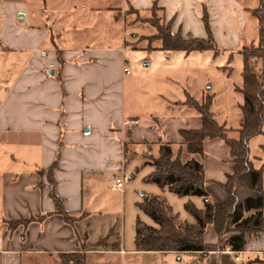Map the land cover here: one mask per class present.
I'll return each instance as SVG.
<instances>
[{
    "label": "crops",
    "instance_id": "0c3cea01",
    "mask_svg": "<svg viewBox=\"0 0 264 264\" xmlns=\"http://www.w3.org/2000/svg\"><path fill=\"white\" fill-rule=\"evenodd\" d=\"M153 1L0 0V264H58L59 253L78 252L82 243L91 245L111 228L114 235L109 239V246L96 250L89 247L85 250L86 257L99 255L105 264H142L145 254L155 255L159 261L157 264L264 262V259H256L255 254L236 261L225 245L227 238L224 237V243L219 246L210 226L203 238L204 253L137 251L134 225L136 218H140V212L147 217L140 218L142 221L156 225L134 206L132 191L127 185L120 191L111 188L114 180L110 182L106 189L108 194H104L99 202L100 208H97V203L84 200L85 171L117 169L120 168L118 162L122 160L121 175L115 179L123 175L131 178L141 164L146 166L145 176L153 170L151 165L144 164L148 157L146 154L148 149L152 155L157 153L155 143L159 138L170 143L176 154L184 148L178 130L200 126L196 110L182 102L188 95L200 102L205 98L204 92L199 96L184 88L178 83L175 70L182 74L180 81L185 85L188 71L192 73L213 63L219 68L231 67V70L222 71H236L240 76V81L234 86V91L241 95V101L237 103L240 110L243 96L237 88L242 85L243 59L238 50L246 43L258 41L259 22L253 11L261 0H158L163 7L164 23L170 22L171 30L184 36L205 34L206 37L202 22L206 11L214 40L223 50L219 57L216 56L218 58L213 57L211 51L188 54L162 51L157 48L159 42H153L155 49H149L148 40L144 37L152 35L154 29L150 34L133 30L128 41V27L135 29L143 23L151 26L138 19L144 17L143 12ZM48 8L55 10L51 23L40 18L39 10L44 12ZM230 52L233 59L227 63ZM127 58L132 60L136 70L130 68ZM138 58L148 60L147 68L140 67ZM124 65L128 66L129 73L123 71ZM164 69L165 73H159ZM156 71L160 75L153 78V84H164L166 90L161 94L162 101L154 97L153 104L161 106L166 114L141 119L134 113L125 117L117 91V110L122 114L113 118L110 109L113 82L117 87L128 74L135 73L138 76L135 78L141 79ZM213 115L219 124L229 128L226 119L220 122L215 113ZM241 120L242 115L239 125ZM129 141L134 143L128 145L124 157L123 143ZM57 154L55 191L70 215L77 219L69 224L61 215L52 213L9 230L7 220L40 218L53 211L49 184L38 170L49 167ZM181 158H194L201 162L209 197L216 204L225 201L226 195L217 183L224 182L226 173L232 172L236 166L225 144L219 139H207L202 155L183 149ZM93 179L96 178L91 179L92 186L95 185ZM144 193L141 192L142 198ZM150 193L162 194L169 200L166 201L169 205L173 204L174 197L169 195L172 192L167 188H152ZM235 194L238 201L257 195L241 183L236 185ZM115 198H119V204L111 209L109 205L113 200L116 202ZM181 200L184 214L180 219L176 214L178 220L193 223L194 218L184 205L190 202L202 209L203 198L182 196ZM172 211L174 213V208ZM112 245L117 248H112ZM183 257L186 261L177 260ZM114 258L118 263L112 260Z\"/></svg>",
    "mask_w": 264,
    "mask_h": 264
},
{
    "label": "trees",
    "instance_id": "16d2710c",
    "mask_svg": "<svg viewBox=\"0 0 264 264\" xmlns=\"http://www.w3.org/2000/svg\"><path fill=\"white\" fill-rule=\"evenodd\" d=\"M263 3L253 12L258 18V41L254 45L244 46L238 53L243 59L241 71L242 85L237 90L242 94L243 99L239 104L242 120L237 129H227L223 124H219L211 112L212 98L207 96L202 101H196L191 96H187L182 102L193 107L199 115L200 126L198 128L183 127L178 133L183 140L184 148L174 154L170 143L159 138L155 143L157 153L155 155L146 154L147 159L144 164H149L153 170L149 172L144 180L155 184L160 189L167 188L177 196H199L204 200V207L199 209L192 203L184 205L185 210L194 218L193 223L180 222L171 206L164 198L156 194L144 193L141 202L137 207L147 215L156 225L152 226L139 217L135 221L134 243L137 251H185V252H205L204 235L208 226L213 228V232L220 238L223 234H228L225 245L232 251L245 250L250 235L264 233V168H255L249 158L248 142L254 136L263 133L262 126L264 120V15ZM136 12H138L136 10ZM147 15L139 17L138 20L149 23L154 33L147 37L148 48L155 49L153 42H159V50L166 52L181 51L186 54L191 52L211 51L213 57L223 52L212 35L210 19L206 11L202 16L206 37L187 35L180 32L174 33L171 30L170 22L163 21V7L158 0H154L147 10ZM233 53L228 55V62H232ZM261 61L262 66L256 69L253 60ZM223 70L231 67H222ZM235 131L236 137L228 135L229 131ZM207 139H219L229 148V154L235 161V168L232 172L226 173L225 181L217 183L225 193V201L216 204L210 197L206 189V173L201 162L194 158L185 161L181 158L182 150L191 154L202 155L204 153V142ZM134 142L123 143V154L126 155L128 145ZM58 158L47 168L38 172L44 175L49 187V195L54 203L53 211L40 218L27 217L25 219L7 220L9 230H13L20 225L40 220L45 216L56 213L62 216L66 223L73 224L77 217L70 215L64 207L62 200L55 191L56 181L54 170L58 165ZM244 184L250 190L257 193L256 196H248L238 201L235 195L237 184ZM229 228H232L229 229ZM114 235L113 229L102 237L98 238L91 245L82 243L81 249L74 253H59L58 264H85L87 249H106L109 246V239ZM90 247V248H89ZM112 248L117 246L112 245Z\"/></svg>",
    "mask_w": 264,
    "mask_h": 264
},
{
    "label": "rangeland",
    "instance_id": "374dc122",
    "mask_svg": "<svg viewBox=\"0 0 264 264\" xmlns=\"http://www.w3.org/2000/svg\"><path fill=\"white\" fill-rule=\"evenodd\" d=\"M41 13V20L43 22H49L51 23V20L53 18L54 11L52 9H47L44 12L42 10H39ZM146 16L148 13L147 11L143 12ZM127 39L130 41V32H133V30L139 31L141 34H150L153 32V28L147 24H141L137 28L133 29L132 27H128L127 29ZM213 35V34H212ZM198 37H205V34L203 35H194ZM219 44L223 45L224 43L219 42ZM246 46L254 45L246 43ZM219 57V56H218ZM216 57V58H218ZM212 60V58H211ZM216 60L217 59H213ZM147 59L138 58L137 63L140 65V67L147 68ZM132 60L130 58H127V63L130 66L131 69L136 70L135 66H132ZM148 64V63H147ZM253 65L256 69L261 68V61L258 59L253 60ZM165 69L162 72H159L161 74L165 73ZM133 72V71H132ZM193 73V75H192ZM186 72L187 77L185 80V85L183 81H180L182 79V74L180 75V72L175 70V74H177V81L180 83L184 88H189L193 93L196 95H199L202 91L204 92V97L210 96L212 98V104H211V112L215 113V117L218 121L223 122L226 119V126L229 127V129L237 128L239 126V120L241 117V111L237 108V103L241 101V95L236 93L234 91L235 84L240 81L239 74L234 71L232 73L223 72L222 68L217 67V64L213 63L212 65L208 66H202L201 69L198 68L197 70H194L193 72ZM157 75H160L156 72H154L150 77L148 78H135L138 77L135 75V73H131L126 75V77L123 79V83H118V86H116V82H113V96L111 99V105L110 109L113 115V118H116L122 114V112L119 114V109L117 110V104H116V97L115 92L117 94V91L119 92V95L121 97V102H123V113L125 112V117L131 114H138L141 116L140 118L143 119L145 116H156L160 117L165 113V110L158 105L153 104V99L156 97L157 101L161 100V94H165L164 90H166V87L164 84L160 83H154L153 84V78ZM143 76V75H142ZM119 80V77H118ZM177 83V84H178ZM186 86V87H185ZM200 96V95H199ZM118 98V96H117ZM119 107V106H118ZM114 125L116 126V121L114 119ZM225 127V126H224ZM226 128V127H225ZM228 129V128H227ZM263 133L258 134L251 138L248 142L249 147V158L252 162V165L255 168H264V125L262 126ZM229 136L236 137L237 134L233 132L232 130L228 132ZM115 138V137H113ZM148 152L151 153V150L148 149ZM147 152V153H148ZM174 153V152H173ZM146 154V153H145ZM175 154V153H174ZM197 155H195L196 157ZM185 161V160H183ZM120 165V168L117 169H111L106 171L99 170L94 171H85L84 178H83V195L85 202H94L97 203V208H100L99 202L103 199L104 194H108L106 189L109 187L110 182H113L115 179V176L121 175V167H122V160L118 162ZM146 166L141 164L137 171H133L132 177L127 178L125 185H127L130 190L132 191V198L134 199L133 204L137 207L138 199L142 198L141 192L144 191L146 194H149L152 188H157L155 184L147 182L144 180V174H146L145 169ZM128 176V174H127ZM94 181V186L91 184V179ZM264 178V175H263ZM264 182V180H263ZM159 188V187H158ZM160 190V188H159ZM167 194V193H166ZM118 195V194H117ZM162 198H164L167 202V198L160 194ZM165 195V194H164ZM169 195L173 196L174 200L173 207L174 213L178 214V218L180 219V216L184 214V211L182 209L183 207V201L181 200L180 196L175 195L174 193H169ZM236 195V194H235ZM116 202L113 200L112 205H109V208H116V206L119 204V198H115ZM211 199V198H210ZM171 204V203H170ZM170 205V206H172ZM138 208V207H137ZM136 208V209H137ZM120 212V211H118ZM263 213H264V207H263ZM140 218H145L141 212L139 214ZM120 222H121V216ZM142 218V219H143ZM210 228L213 231V228L210 226ZM232 230V228H229ZM122 232V231H121ZM206 233V232H205ZM230 233H232L230 231ZM228 233V234H230ZM215 234V233H214ZM228 234H223L220 238L216 236V238L220 243H224V237L227 238ZM252 235V234H251ZM250 235V236H251ZM249 247L252 248H258L261 249V251L264 250V234L258 235L256 238H248V248L245 250L250 251ZM116 249V248H114ZM228 251H231L228 247ZM157 257L152 254H145L142 256V264H157ZM258 260H263L264 257L260 255L259 257H256ZM114 262H116L117 258L112 259ZM175 261H186V259L183 258H177V260L174 258ZM118 263V260H117ZM259 263V261H258ZM85 264H105L104 261L99 257V255H90L87 256L85 259ZM174 264H177V262H174ZM261 264H264V262H261Z\"/></svg>",
    "mask_w": 264,
    "mask_h": 264
},
{
    "label": "built area",
    "instance_id": "2783aa9c",
    "mask_svg": "<svg viewBox=\"0 0 264 264\" xmlns=\"http://www.w3.org/2000/svg\"><path fill=\"white\" fill-rule=\"evenodd\" d=\"M123 71L125 73H129V69L127 65H124ZM127 180L126 175H123L122 177L114 179V183L112 184L111 188L115 190L122 191L125 185V182ZM234 255V259L236 261L242 260L244 257H248L251 254H255L256 257H259L262 255L264 257V250L263 251H247V250H240V251H230Z\"/></svg>",
    "mask_w": 264,
    "mask_h": 264
},
{
    "label": "water",
    "instance_id": "95a60500",
    "mask_svg": "<svg viewBox=\"0 0 264 264\" xmlns=\"http://www.w3.org/2000/svg\"><path fill=\"white\" fill-rule=\"evenodd\" d=\"M53 73L51 72L50 75H52ZM85 131H87V129H85Z\"/></svg>",
    "mask_w": 264,
    "mask_h": 264
}]
</instances>
